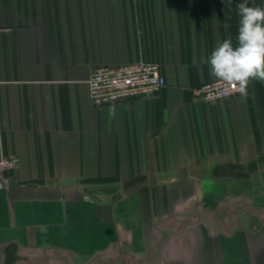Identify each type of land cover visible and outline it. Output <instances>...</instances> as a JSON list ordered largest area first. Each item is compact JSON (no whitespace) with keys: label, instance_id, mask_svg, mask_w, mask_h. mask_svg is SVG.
<instances>
[{"label":"crops","instance_id":"obj_1","mask_svg":"<svg viewBox=\"0 0 264 264\" xmlns=\"http://www.w3.org/2000/svg\"><path fill=\"white\" fill-rule=\"evenodd\" d=\"M240 2L0 0V264H264V82L196 96ZM138 62L162 91L95 107Z\"/></svg>","mask_w":264,"mask_h":264},{"label":"built area","instance_id":"obj_2","mask_svg":"<svg viewBox=\"0 0 264 264\" xmlns=\"http://www.w3.org/2000/svg\"><path fill=\"white\" fill-rule=\"evenodd\" d=\"M166 84L161 67L156 63H132L116 68L101 67L89 80L90 96L95 107H113L122 102L157 96ZM225 90L222 82L213 80L196 91L199 102L217 104L239 96ZM220 96L221 98H217ZM17 156L0 158V188H6L11 173L19 166Z\"/></svg>","mask_w":264,"mask_h":264},{"label":"clouds","instance_id":"obj_3","mask_svg":"<svg viewBox=\"0 0 264 264\" xmlns=\"http://www.w3.org/2000/svg\"><path fill=\"white\" fill-rule=\"evenodd\" d=\"M239 23L236 43L231 37L218 42L208 58L210 75L242 97L254 80L264 82V8L238 4ZM217 98H221L218 96Z\"/></svg>","mask_w":264,"mask_h":264}]
</instances>
